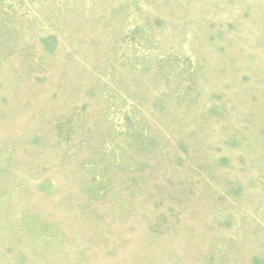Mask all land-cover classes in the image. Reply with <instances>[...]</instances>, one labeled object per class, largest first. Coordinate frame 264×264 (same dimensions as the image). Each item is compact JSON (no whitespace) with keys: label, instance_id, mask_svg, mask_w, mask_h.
Here are the masks:
<instances>
[{"label":"rangeland","instance_id":"374dc122","mask_svg":"<svg viewBox=\"0 0 264 264\" xmlns=\"http://www.w3.org/2000/svg\"><path fill=\"white\" fill-rule=\"evenodd\" d=\"M0 264H264V0H0Z\"/></svg>","mask_w":264,"mask_h":264}]
</instances>
